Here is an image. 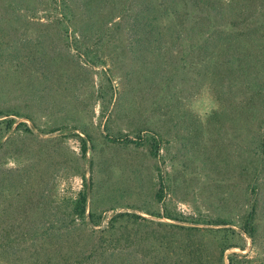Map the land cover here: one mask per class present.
<instances>
[{"label":"rangeland","instance_id":"rangeland-1","mask_svg":"<svg viewBox=\"0 0 264 264\" xmlns=\"http://www.w3.org/2000/svg\"><path fill=\"white\" fill-rule=\"evenodd\" d=\"M132 1L23 0L21 16L2 22L30 37L26 52L44 47L45 62L0 65V211H11L0 222L21 232L66 220V207L86 193L96 225L86 217L67 245L19 242L0 261L72 264L114 215L133 213L179 236L168 226L231 228L245 249L227 250L222 264L232 253L264 264V0H215L220 20L234 25L223 39L209 26H185L144 47L129 34ZM63 4L74 22L57 25ZM5 6L0 0V15ZM253 208L251 239L240 228ZM167 213L182 222L156 216ZM208 237L202 261L220 264Z\"/></svg>","mask_w":264,"mask_h":264},{"label":"trees","instance_id":"trees-1","mask_svg":"<svg viewBox=\"0 0 264 264\" xmlns=\"http://www.w3.org/2000/svg\"><path fill=\"white\" fill-rule=\"evenodd\" d=\"M3 1L6 5L7 14L0 15V65H7L8 62L12 65L14 64L16 68H19L27 62L34 65L37 60H41L39 63L41 62L43 64L45 62L42 60L43 50H45L44 47L32 53L26 52L30 37L17 34L16 31L10 32L6 27L1 25L2 22H8L5 20L7 16H18V18L21 16L23 0ZM214 3L215 0H133L131 7L134 16L129 22V34L134 35V44L137 47H144L145 45L150 46L155 41L160 42V37L164 36L167 31L176 30L180 33L185 26L194 28L203 25L209 26L211 31L213 29L219 30L222 33L221 38L223 39L228 34L227 29L234 28V25L231 23L225 24L223 20H220L222 17L221 10ZM61 6L65 10V14L60 16L61 19H58L59 23L57 25L74 22V15L69 7H65L64 4ZM127 11L126 4H123L120 7V16L118 17L124 19ZM124 22H126V19H124ZM118 24L120 23L117 22L116 26ZM39 36L42 39H47L46 34H40ZM4 123L6 124L7 131L14 124L13 120H7ZM125 141L126 143L141 145L137 141L128 139H125ZM157 144V140L153 144H149L150 152L153 155L156 154L154 150L157 149ZM3 191L0 188V193H3ZM156 197L157 200L161 201V192H158ZM85 206L86 193H79L78 199L66 207V220L61 219L49 225L45 223L36 226L33 225L28 230H22L21 232H15L13 226L10 224L0 222V252L2 251L3 254L6 253L5 255H7L8 250L10 251L14 246H18L19 242L28 239L31 241L39 239L40 242L48 241L49 239L54 240L53 242L69 244L72 233L82 228L86 217H88L89 223H92L90 222L92 221V215H85ZM51 213L49 212V215ZM8 214H11L9 207L2 205L0 216H8ZM255 214V208H253L247 215L243 228H240L241 232L251 239L254 238L256 231ZM156 216L158 218H167L182 222L168 213L166 215L159 216L158 214ZM229 224L225 221L211 223V225L216 227L227 226ZM91 225L95 226L96 223L93 222ZM152 225H155L153 221L139 215L133 213H118L109 220L108 226L100 232L101 235L96 240L97 245L91 248V251L86 256L85 254L82 256L81 253L72 256V264H204L200 252L201 243L207 238V235H211L212 237L208 238H212L215 242L220 264L223 263V256L227 250L235 247L240 248V250L245 249L243 246H237L232 243L234 230L231 228L200 230L199 228L169 225L168 227L184 231L179 236L174 232L170 234L161 232L158 229H154ZM156 225L159 226L158 228H161L160 224ZM191 231H199V238H197L199 243L193 241L194 235ZM215 233H221L220 237H217ZM49 242L52 241H48L47 243ZM241 258L244 257L237 253H232L228 256L227 262L228 264H245ZM1 261L0 263L7 264V262Z\"/></svg>","mask_w":264,"mask_h":264}]
</instances>
